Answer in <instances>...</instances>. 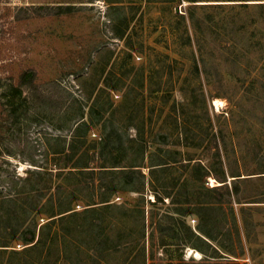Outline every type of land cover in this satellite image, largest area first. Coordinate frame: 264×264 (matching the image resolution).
I'll use <instances>...</instances> for the list:
<instances>
[{"label":"rangeland","instance_id":"374dc122","mask_svg":"<svg viewBox=\"0 0 264 264\" xmlns=\"http://www.w3.org/2000/svg\"><path fill=\"white\" fill-rule=\"evenodd\" d=\"M29 69L24 116L0 85V264H264V0H0V80ZM113 128L106 173L58 169ZM28 173L62 184L31 244Z\"/></svg>","mask_w":264,"mask_h":264},{"label":"trees","instance_id":"16d2710c","mask_svg":"<svg viewBox=\"0 0 264 264\" xmlns=\"http://www.w3.org/2000/svg\"><path fill=\"white\" fill-rule=\"evenodd\" d=\"M36 79H37V74L34 70H23L20 71L18 77H17V82L13 83L12 79H6L3 83L0 80V85L4 86L2 90V95L6 98V106L8 107V120L11 121V119L16 115L17 110H18V103L19 100L21 99V115L24 116V113L29 111V107L23 106V103L27 102V99L31 96V99L33 100L34 98V93L31 92L35 88L36 85ZM10 81V82H9ZM24 89L26 91H24ZM23 108V109H22ZM22 117V116H21ZM84 123V122H83ZM84 126H88L87 123H84ZM80 125V124H79ZM120 137V132L117 128H113L111 131L105 133L102 135V141L100 144H98V150L94 151V156L86 161V163L82 164V162H78V160H75V157L71 155L73 147V142L69 143L68 146H65L64 150L60 152V158L58 165L62 164L64 166H59L58 169L64 172L66 169L70 168L68 172H79L84 173V172H91L93 174H98V173H106L108 170H103L105 165L101 162L105 153L108 150H114L116 148V142L118 138ZM217 150H219V145L217 141L215 142ZM80 148H78L79 150ZM88 150V149H87ZM86 152L85 154H87ZM219 153V152H218ZM80 158H85L83 154L80 155ZM29 162H33L31 160H28ZM94 164L96 166H94ZM93 165V166H92ZM98 168V170H96ZM105 171V172H102ZM35 174H42V173H35ZM33 173H28L26 178H22L21 180L23 181V186L21 187V192L17 193L19 197L25 198V199H30L34 202H40L42 199L45 201L44 203H41L39 210H36L34 212V209L25 208L23 212H21V240L25 242V244H31L34 243L36 240L37 236V231L35 227H32L29 224H26V221H34L35 218L39 217L42 215V212H40L41 208L43 206H46V204L49 202H53L55 199V195L57 190L62 188V184H58L56 186V191L52 190V186L47 187V186H41L40 187V182L42 181L37 180L32 184L30 188H27V185L32 182L31 176ZM214 178L219 181L220 185L215 186V189H228L229 184H228V177L222 173V174H213ZM44 180V179H43ZM28 183V184H27ZM16 196V197H18ZM14 196H7L3 195L0 193V205H2L4 202L8 201V199H12ZM38 202V203H39ZM37 209V208H36ZM56 216V214H53L51 217ZM36 244V243H35ZM34 244V245H35ZM33 245V246H34Z\"/></svg>","mask_w":264,"mask_h":264}]
</instances>
